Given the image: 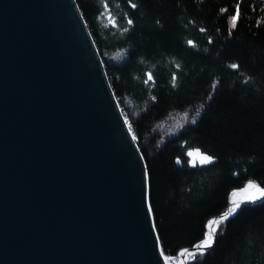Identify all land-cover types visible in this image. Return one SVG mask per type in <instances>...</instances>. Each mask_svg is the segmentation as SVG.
Segmentation results:
<instances>
[{"label": "trees", "instance_id": "trees-1", "mask_svg": "<svg viewBox=\"0 0 264 264\" xmlns=\"http://www.w3.org/2000/svg\"><path fill=\"white\" fill-rule=\"evenodd\" d=\"M74 1L133 129L159 251L174 257L228 211L232 189L264 187V0ZM174 115L187 123L167 135ZM191 150L214 161L191 166ZM192 260L264 264V199L224 221L213 248Z\"/></svg>", "mask_w": 264, "mask_h": 264}, {"label": "water", "instance_id": "water-1", "mask_svg": "<svg viewBox=\"0 0 264 264\" xmlns=\"http://www.w3.org/2000/svg\"><path fill=\"white\" fill-rule=\"evenodd\" d=\"M102 67L74 0H0V264H166Z\"/></svg>", "mask_w": 264, "mask_h": 264}, {"label": "snow or ice", "instance_id": "snow-or-ice-1", "mask_svg": "<svg viewBox=\"0 0 264 264\" xmlns=\"http://www.w3.org/2000/svg\"><path fill=\"white\" fill-rule=\"evenodd\" d=\"M132 7H136V5L133 4ZM224 11H227V10L225 9ZM240 16H241V6H240L239 3H237L236 6H235L234 14H232L229 17L230 22H231V27H232L233 30H235L237 28ZM128 23L132 24V21L129 20ZM261 23H264V17L261 18ZM231 67L233 69H236V68H238V65L237 64H232ZM148 78H149V80H151V78H152L151 75H149ZM173 80H175V77H173ZM213 88H215V85L213 86ZM208 98L210 100L212 97L209 96ZM199 115H200V112L197 111L196 115L194 117H192V123H196V117H198ZM133 139H135V137H133ZM201 161L203 163H211L212 162V158L210 156L205 155V156L201 157ZM177 163H179V161H177ZM146 175H147V173H146ZM248 188L255 189V193L258 194V195L253 194L250 197V199L253 202L256 199H258V198L264 197V189L259 188L256 184H254L252 182H249ZM245 191H247V189H245ZM236 195H237V193H233L234 197ZM232 203H233V207L230 208L228 210V212L223 217H221L220 219L212 220V221L209 222V224L207 226L209 230L206 232L204 238L200 242H198L195 245H193V250L189 251L188 249H184L180 253L181 256H184V255L187 254L188 256L192 257V259L194 260L197 255L203 256L207 252V250L213 248L214 244L216 243V234H217L218 228H213L212 226L213 225L219 226L224 220H227L228 217L230 215H232L233 213H235L236 210L240 207V203L237 202L236 200H233ZM149 213L150 214L152 213L151 206H149ZM153 230H154V232L158 231L157 225L155 223H153ZM156 239H157V242L159 243L160 237L158 235H157ZM161 255H163V252H161ZM168 259H169L168 257H165L166 264H167V260Z\"/></svg>", "mask_w": 264, "mask_h": 264}, {"label": "bare ground", "instance_id": "bare-ground-1", "mask_svg": "<svg viewBox=\"0 0 264 264\" xmlns=\"http://www.w3.org/2000/svg\"><path fill=\"white\" fill-rule=\"evenodd\" d=\"M103 68V67H102ZM103 71H104V68H103ZM105 72V71H104ZM107 79V78H106ZM108 82V81H107ZM124 118V117H123ZM124 120H125V118H124ZM126 125L128 126V124L126 123ZM130 133H131V131H130ZM132 134V133H131ZM132 136H133V134H132ZM248 185L249 184H247L246 185V187L242 190V191H236V192H234V193H237V195L234 197L233 196V193H232V195H231V201H230V207H229V209L230 208H232L233 207V200H236L237 202H239V203H242V202H252V200L250 199V197L253 195V194H256L255 193V189H250V188H248ZM260 188V187H259ZM245 189H247V191H245ZM256 195H258V194H256ZM228 212V211H227ZM226 212V213H227ZM225 213V214H226ZM224 214V215H225ZM223 215V216H224ZM223 216H220V217H217V218H215V219H212V220H216V219H220L221 217H223ZM211 220V221H212ZM210 222V221H209ZM209 222H208V224H209ZM208 224H207V226H208ZM206 226V231H208L209 229H208V227ZM213 228H217V225H213L212 226ZM219 229V228H218ZM189 251H192L193 249H188ZM181 253V252H180ZM180 253L178 254V256L177 257H175L174 259H172V258H169L168 260H167V264H187V262L192 258V257H190V256H188L187 254L186 255H184V256H181L180 255ZM165 263H166V261H165V259L163 258L162 259ZM193 261V260H192ZM192 261L190 262V263H192Z\"/></svg>", "mask_w": 264, "mask_h": 264}, {"label": "rangeland", "instance_id": "rangeland-1", "mask_svg": "<svg viewBox=\"0 0 264 264\" xmlns=\"http://www.w3.org/2000/svg\"><path fill=\"white\" fill-rule=\"evenodd\" d=\"M120 109V108H119ZM121 112V111H120ZM121 114H122V112H121ZM123 116V115H122ZM186 117H185V115H174V116H171L170 118H168L166 121H165V124H164V126H165V131L167 130V132H166V134L168 135H171L172 133H174V131H176V130H178V129H180V128H182L186 123H187V119H185ZM125 121H126V119H125ZM126 123L128 124V121H126ZM128 128H130V131H131V133L133 134V137H135L134 136V133H133V129H132V127L128 124ZM164 131V130H163ZM164 131V132H165ZM165 134V135H166ZM134 141H135V139H134ZM136 143V142H135ZM139 148V147H138ZM195 166H198V165H195ZM145 167V166H144ZM249 182H251V181H247V182H245V184L241 187V189L240 188H238V189H240V190H237V189H232V190H235V191H233V192H231V194H230V192H229V194H230V196H229V194H228V197H229V207H230V201H231V195H232V193H234V192H236V191H242L245 187H246V185L247 184H249ZM258 187H260L259 185H258ZM261 188V187H260ZM147 189V188H146ZM147 195V194H146ZM146 200H147V196H146ZM147 205H148V203H147ZM226 208H227V206H226ZM241 208V207H240ZM239 208V209H240ZM238 209V210H239ZM229 210V209H228ZM237 210V211H238ZM236 211V212H237ZM236 214V213H235ZM234 214V215H235ZM233 215V216H234ZM223 216V215H222ZM220 217V216H219ZM232 217V216H231ZM224 222V221H223ZM222 222V223H223ZM222 223L219 225V226H217V228H219L218 230H217V233L220 231V228H221V225H222ZM207 224V223H206ZM205 232H207L206 231V226H205ZM217 235V234H216ZM181 251V250H180ZM177 255V254H176ZM175 255V256H176ZM175 256L174 257H168V258H172V259H174L175 258ZM178 256V255H177ZM176 256V257H177ZM197 256H200V255H197ZM164 259H165V257H163ZM189 263V262H188ZM187 263V264H188Z\"/></svg>", "mask_w": 264, "mask_h": 264}]
</instances>
